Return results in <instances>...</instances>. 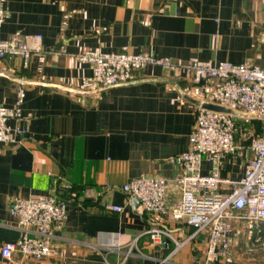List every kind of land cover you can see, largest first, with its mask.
I'll use <instances>...</instances> for the list:
<instances>
[{
	"label": "crops",
	"instance_id": "0c3cea01",
	"mask_svg": "<svg viewBox=\"0 0 264 264\" xmlns=\"http://www.w3.org/2000/svg\"><path fill=\"white\" fill-rule=\"evenodd\" d=\"M2 39L41 35L42 51L26 66L0 58V106L15 108L25 89L22 117L9 121L16 143L0 146V264H202L207 235L180 251L154 247L140 235L156 224L179 241L193 234L183 221H150L135 213L122 187L145 176L173 179L176 157L189 149L197 102L191 78L178 69L148 66L134 83L101 88L86 51L149 54L180 65L250 62L264 68V0H5ZM19 131V132H18ZM251 136L221 167L234 180L252 157ZM214 166L205 163L208 174ZM54 194L67 219L52 229V253L36 261L4 258L2 247L21 237L13 198ZM169 198H179L172 186ZM107 204L124 207L121 213ZM155 222V223H154ZM234 224L233 259L264 263V225ZM140 237L125 258L109 247Z\"/></svg>",
	"mask_w": 264,
	"mask_h": 264
},
{
	"label": "built area",
	"instance_id": "2783aa9c",
	"mask_svg": "<svg viewBox=\"0 0 264 264\" xmlns=\"http://www.w3.org/2000/svg\"><path fill=\"white\" fill-rule=\"evenodd\" d=\"M4 1L0 0V32L5 18ZM262 26L260 40L264 43V9ZM41 40V35L10 39L0 36V58L18 57L27 66L33 54L42 51ZM77 58L92 66L94 80L103 89L134 83L138 73L148 66L178 69L191 78V96L197 102L195 130L190 137L189 149L175 159L178 174L173 179L157 176L135 178L128 181L122 190L130 199H139L150 221H183L193 229V234L179 241L165 228L154 224L140 235L147 237L154 247L164 248L172 241L176 245L175 253L195 241L198 235L206 234L208 239L202 264L230 261L235 244L234 224L248 222L258 234L264 225V119L217 113L205 109L203 104L211 103L244 115L264 116V68L250 62L196 61L180 65L169 58L149 54L101 51H86ZM17 93L15 108L0 106V146L9 147L16 143L8 123L22 117L24 87L20 86ZM255 121L261 122L258 134L254 133ZM247 136H251L249 148L252 157L247 162L244 176L239 180L224 176L221 167L225 159L239 152L240 143ZM205 163L214 166L208 174L203 172ZM172 186L179 191L175 202L169 198ZM105 209L121 213L124 207L107 204ZM10 211L18 217L22 233L17 242L3 245V257L11 259L17 253L36 261L49 257L52 253V229L63 225L67 219V202L52 194L16 197L10 202ZM140 237L108 250L122 252L126 258L137 249Z\"/></svg>",
	"mask_w": 264,
	"mask_h": 264
},
{
	"label": "water",
	"instance_id": "95a60500",
	"mask_svg": "<svg viewBox=\"0 0 264 264\" xmlns=\"http://www.w3.org/2000/svg\"><path fill=\"white\" fill-rule=\"evenodd\" d=\"M203 107L207 110L213 111V112H217V113H226V114H230L233 116H237V117H242V118H247V119H252V120H261L264 119V116H257V115H244V114H240L237 113L231 109L222 107V106H218V105H214L211 103H204ZM54 195V194H53ZM131 205L135 211L136 214L142 216L144 215V211L143 208L141 206V203L139 201V199L137 197H133L131 199Z\"/></svg>",
	"mask_w": 264,
	"mask_h": 264
},
{
	"label": "trees",
	"instance_id": "16d2710c",
	"mask_svg": "<svg viewBox=\"0 0 264 264\" xmlns=\"http://www.w3.org/2000/svg\"><path fill=\"white\" fill-rule=\"evenodd\" d=\"M254 125H255L254 133L255 134L260 133V131H261V122L255 121L254 122Z\"/></svg>",
	"mask_w": 264,
	"mask_h": 264
},
{
	"label": "rangeland",
	"instance_id": "374dc122",
	"mask_svg": "<svg viewBox=\"0 0 264 264\" xmlns=\"http://www.w3.org/2000/svg\"><path fill=\"white\" fill-rule=\"evenodd\" d=\"M191 92V91H190ZM233 259V258H232ZM231 261V260H230ZM252 260L251 259H249L246 263H248V264H252ZM264 264V263H263Z\"/></svg>",
	"mask_w": 264,
	"mask_h": 264
}]
</instances>
